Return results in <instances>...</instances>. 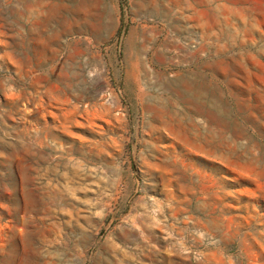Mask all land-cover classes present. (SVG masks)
<instances>
[{"label":"rangeland","instance_id":"obj_1","mask_svg":"<svg viewBox=\"0 0 264 264\" xmlns=\"http://www.w3.org/2000/svg\"><path fill=\"white\" fill-rule=\"evenodd\" d=\"M0 264H264V0H0Z\"/></svg>","mask_w":264,"mask_h":264}]
</instances>
